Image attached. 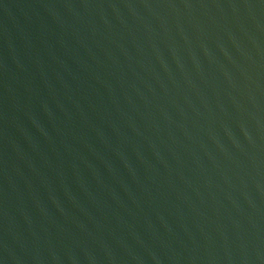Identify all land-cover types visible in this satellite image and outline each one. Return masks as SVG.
<instances>
[{
	"label": "water",
	"instance_id": "obj_1",
	"mask_svg": "<svg viewBox=\"0 0 264 264\" xmlns=\"http://www.w3.org/2000/svg\"><path fill=\"white\" fill-rule=\"evenodd\" d=\"M0 264H264V0H0Z\"/></svg>",
	"mask_w": 264,
	"mask_h": 264
}]
</instances>
